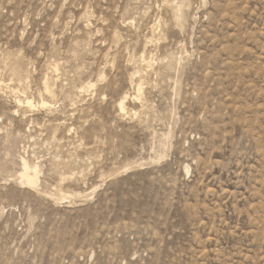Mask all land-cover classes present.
<instances>
[{
    "label": "rangeland",
    "instance_id": "1",
    "mask_svg": "<svg viewBox=\"0 0 264 264\" xmlns=\"http://www.w3.org/2000/svg\"><path fill=\"white\" fill-rule=\"evenodd\" d=\"M0 264H264V0H0Z\"/></svg>",
    "mask_w": 264,
    "mask_h": 264
},
{
    "label": "bare ground",
    "instance_id": "2",
    "mask_svg": "<svg viewBox=\"0 0 264 264\" xmlns=\"http://www.w3.org/2000/svg\"><path fill=\"white\" fill-rule=\"evenodd\" d=\"M176 7V6H175ZM181 14V13H180ZM19 67V66H18ZM21 71V70H20ZM19 71V72H20ZM17 74V73H16ZM47 90V93H49V88L47 86L46 88ZM51 95V94H50ZM29 106L32 105V102L29 101L27 99V102H26ZM122 106V105H121ZM30 161V160H29ZM39 167L38 166H34L32 167L27 161L23 160V171L22 173L20 174V180L23 184H26L27 186L29 187H32V188H36L39 186ZM26 187V186H25ZM62 195V194H61ZM66 197V195H65ZM63 200L64 199H67V198H62ZM61 199V200H62Z\"/></svg>",
    "mask_w": 264,
    "mask_h": 264
}]
</instances>
